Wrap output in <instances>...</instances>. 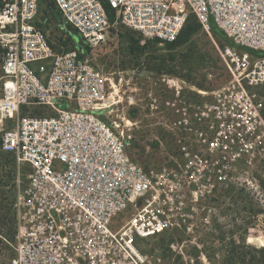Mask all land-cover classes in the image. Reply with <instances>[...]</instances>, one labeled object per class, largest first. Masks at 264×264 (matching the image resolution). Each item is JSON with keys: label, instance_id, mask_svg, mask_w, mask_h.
Returning <instances> with one entry per match:
<instances>
[{"label": "built area", "instance_id": "1", "mask_svg": "<svg viewBox=\"0 0 264 264\" xmlns=\"http://www.w3.org/2000/svg\"><path fill=\"white\" fill-rule=\"evenodd\" d=\"M51 2L90 54L44 0H0L1 149L30 168L10 264H147L144 241L210 225L212 200L263 149V102L250 88L264 86V0ZM192 23L228 41L214 43L233 78L205 90L143 73L148 84L128 104L177 146L146 167L132 129L107 115L117 77L94 52L126 31L141 46L175 43Z\"/></svg>", "mask_w": 264, "mask_h": 264}, {"label": "rangeland", "instance_id": "2", "mask_svg": "<svg viewBox=\"0 0 264 264\" xmlns=\"http://www.w3.org/2000/svg\"><path fill=\"white\" fill-rule=\"evenodd\" d=\"M193 24L173 44L151 41L141 46L127 37L111 36L107 46L94 52L93 57L103 71L115 73L117 77L116 85L110 88L112 97L107 115L112 120L128 119V124L121 122L136 136L137 159L146 167L162 162L166 152L176 150L177 146L174 147L172 134L157 120L140 114L128 104V97L138 93L136 89L142 92L148 84L143 78L148 75L143 73L177 77L205 90L223 87L233 78L214 43L222 47L228 41L217 29L213 32V41ZM67 31L76 35L70 27ZM120 78L122 84L118 82ZM250 90L256 95V103L263 102L264 118V86ZM159 142L166 146L163 152H159ZM238 173V185L223 190L212 200L210 225L189 231L170 230L149 242L144 241L141 246L148 250L147 264H264V243L250 241V237L264 239V146ZM29 174L27 165H19L0 149V264H10L14 256L17 203L30 186Z\"/></svg>", "mask_w": 264, "mask_h": 264}, {"label": "trees", "instance_id": "3", "mask_svg": "<svg viewBox=\"0 0 264 264\" xmlns=\"http://www.w3.org/2000/svg\"><path fill=\"white\" fill-rule=\"evenodd\" d=\"M44 2L48 5V7L51 9V11L54 13V16L55 18L57 19V21H59V23L61 25H63L64 29H67L68 25L64 24L62 21H61V17H60V14L58 13V11H56V9H53L54 6L51 2V0H44ZM193 26L197 27V29H200V27L196 24H193ZM190 27V26H189ZM187 28V30H191V28ZM71 28V27H70ZM75 31V30H74ZM215 31V29H214ZM75 34L76 35H73V34H70L71 35V39H72V42L74 44V47L82 54V55H86L88 52H89V48L88 46L86 45V43L82 40V38L78 35V33L75 31ZM123 37H127L128 39H130L131 41H134L136 42V44L139 45V41L141 38H139L138 40L136 39V36L128 31H126L123 35ZM151 41H147V43H149ZM152 42H155V43H159V41H152ZM176 43V42H175ZM173 44V43H171ZM134 50V49H133ZM1 144H2V141L0 142V149H1ZM9 157H12L14 160H16V157L14 154H11V153H6ZM9 183L11 182L10 180L8 181ZM15 195V194H14ZM17 225V224H16ZM16 232H17V229H16ZM16 235V233H15ZM15 235H14V238H15Z\"/></svg>", "mask_w": 264, "mask_h": 264}, {"label": "bare ground", "instance_id": "4", "mask_svg": "<svg viewBox=\"0 0 264 264\" xmlns=\"http://www.w3.org/2000/svg\"><path fill=\"white\" fill-rule=\"evenodd\" d=\"M120 121H123V122H127V124H128V119L127 118H125V117H123V118H120L119 119ZM250 241L252 242H262V243H264V239H262V238H258V237H250Z\"/></svg>", "mask_w": 264, "mask_h": 264}]
</instances>
